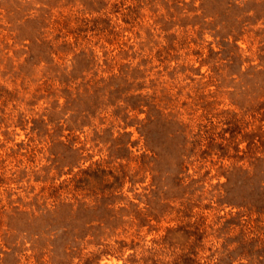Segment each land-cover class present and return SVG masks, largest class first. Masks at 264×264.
<instances>
[{"label": "rangeland", "instance_id": "374dc122", "mask_svg": "<svg viewBox=\"0 0 264 264\" xmlns=\"http://www.w3.org/2000/svg\"><path fill=\"white\" fill-rule=\"evenodd\" d=\"M263 244L264 0H0V264Z\"/></svg>", "mask_w": 264, "mask_h": 264}, {"label": "trees", "instance_id": "16d2710c", "mask_svg": "<svg viewBox=\"0 0 264 264\" xmlns=\"http://www.w3.org/2000/svg\"><path fill=\"white\" fill-rule=\"evenodd\" d=\"M238 158H240V156H237ZM254 161H251V163H253ZM262 241V240H261ZM262 246H264V244L262 245ZM260 249L261 250H263L264 248H259V249H257V250H255L254 252H251L250 251V253H252V254H248V256L250 255V257H254L255 259H253L252 261H254V264H255V261H256V263L257 264H264V256H263V258H262V255L263 254H260ZM255 254H257V255H255ZM251 255H253V256H251ZM179 256V255H178ZM178 256L176 257V259H175V263H176V261L178 260ZM185 258L183 259V261L182 262H178V264H200V262L199 261H197V259H196V257L194 256V257H192V256H190V255H186V256H184ZM179 258H180V256H179ZM132 263H136V261L135 260H133V262Z\"/></svg>", "mask_w": 264, "mask_h": 264}]
</instances>
